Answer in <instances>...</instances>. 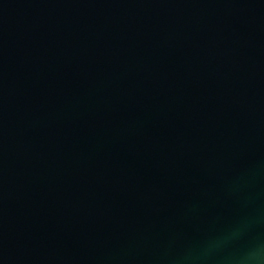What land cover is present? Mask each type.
<instances>
[{"label":"water","instance_id":"obj_1","mask_svg":"<svg viewBox=\"0 0 264 264\" xmlns=\"http://www.w3.org/2000/svg\"><path fill=\"white\" fill-rule=\"evenodd\" d=\"M257 250L264 0H0V264Z\"/></svg>","mask_w":264,"mask_h":264},{"label":"clouds","instance_id":"obj_2","mask_svg":"<svg viewBox=\"0 0 264 264\" xmlns=\"http://www.w3.org/2000/svg\"><path fill=\"white\" fill-rule=\"evenodd\" d=\"M242 264H264V252L257 250L256 252L241 258Z\"/></svg>","mask_w":264,"mask_h":264}]
</instances>
